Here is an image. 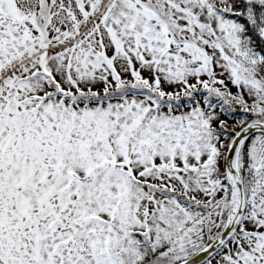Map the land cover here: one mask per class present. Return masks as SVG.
<instances>
[{"label": "snow or ice", "instance_id": "6c2138e0", "mask_svg": "<svg viewBox=\"0 0 264 264\" xmlns=\"http://www.w3.org/2000/svg\"><path fill=\"white\" fill-rule=\"evenodd\" d=\"M0 264H264V0H0Z\"/></svg>", "mask_w": 264, "mask_h": 264}]
</instances>
